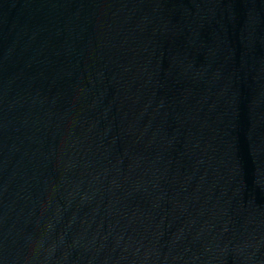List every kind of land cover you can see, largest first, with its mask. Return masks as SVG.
I'll return each mask as SVG.
<instances>
[{"label":"water","instance_id":"obj_1","mask_svg":"<svg viewBox=\"0 0 264 264\" xmlns=\"http://www.w3.org/2000/svg\"><path fill=\"white\" fill-rule=\"evenodd\" d=\"M0 264H264V0H0Z\"/></svg>","mask_w":264,"mask_h":264}]
</instances>
